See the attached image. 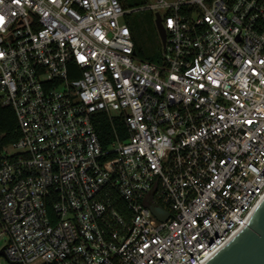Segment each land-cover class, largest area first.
Here are the masks:
<instances>
[{
  "label": "built area",
  "instance_id": "built-area-1",
  "mask_svg": "<svg viewBox=\"0 0 264 264\" xmlns=\"http://www.w3.org/2000/svg\"><path fill=\"white\" fill-rule=\"evenodd\" d=\"M150 1L0 0L9 264H204L264 200V0ZM146 10L158 64L125 22ZM102 113L125 126L106 149Z\"/></svg>",
  "mask_w": 264,
  "mask_h": 264
},
{
  "label": "trees",
  "instance_id": "trees-1",
  "mask_svg": "<svg viewBox=\"0 0 264 264\" xmlns=\"http://www.w3.org/2000/svg\"><path fill=\"white\" fill-rule=\"evenodd\" d=\"M119 1L122 8L128 10V0ZM137 6H139V4ZM133 14L134 13L126 15L125 22L132 35L135 57L139 61L158 64L160 62V41L155 48H153V45L150 46L151 48H144L141 44V40L136 36L133 22L129 20ZM151 30L156 37V41H158L159 38L157 39L155 29L151 28ZM93 125L99 141L105 149L116 139H125V126L122 119L119 117H109L104 113L98 114L93 118ZM18 139L19 130L13 110L0 103V155L8 146L14 144Z\"/></svg>",
  "mask_w": 264,
  "mask_h": 264
},
{
  "label": "water",
  "instance_id": "water-1",
  "mask_svg": "<svg viewBox=\"0 0 264 264\" xmlns=\"http://www.w3.org/2000/svg\"><path fill=\"white\" fill-rule=\"evenodd\" d=\"M154 25L161 46L165 43V31L158 14ZM152 214L165 221L167 215L156 207H150ZM0 256L4 257L3 249ZM204 264H264V200L251 216L248 224Z\"/></svg>",
  "mask_w": 264,
  "mask_h": 264
},
{
  "label": "rangeland",
  "instance_id": "rangeland-1",
  "mask_svg": "<svg viewBox=\"0 0 264 264\" xmlns=\"http://www.w3.org/2000/svg\"><path fill=\"white\" fill-rule=\"evenodd\" d=\"M128 10L140 7L143 8L146 5L151 4L150 0H128ZM139 4V6H137ZM130 21L133 22V26L135 28L136 36L141 40V44L144 48H151L150 46L153 45L155 48L159 42L158 36L156 41V37L153 35V31L151 28L155 29L154 25V13L151 11H140L135 12L129 18ZM156 32V30H155ZM157 35V32H156ZM159 50L160 55L162 52V48L159 42ZM10 151V150H9ZM12 152V151H10ZM8 243V238L6 235H0V250L3 249ZM0 264H9L5 257L0 256Z\"/></svg>",
  "mask_w": 264,
  "mask_h": 264
}]
</instances>
